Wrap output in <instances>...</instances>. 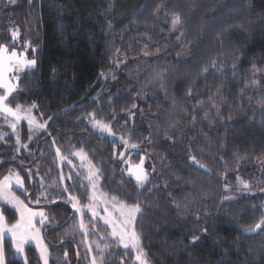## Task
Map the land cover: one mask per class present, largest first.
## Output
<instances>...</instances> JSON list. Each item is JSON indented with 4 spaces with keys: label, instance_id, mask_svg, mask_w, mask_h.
I'll return each mask as SVG.
<instances>
[{
    "label": "trees",
    "instance_id": "trees-1",
    "mask_svg": "<svg viewBox=\"0 0 264 264\" xmlns=\"http://www.w3.org/2000/svg\"><path fill=\"white\" fill-rule=\"evenodd\" d=\"M120 3L18 0L21 41L37 63L19 81L10 106L35 104V116L47 124L42 132L21 124L19 148L0 116V178L17 170L33 200L42 192L55 199L29 204L49 218L43 229L49 264H89L91 254L62 191L75 184L69 192L86 204V178L60 164L57 148L73 162L71 152L84 148L100 169L101 191L129 204L139 194L136 229L149 264H264V232H245L264 216V0H139L106 33L125 13L121 8L130 10ZM177 16L181 23L171 31ZM213 61L220 70L210 67ZM254 77L261 86L250 92ZM89 113L139 146L125 158L139 163L145 157L150 182L144 188L114 155L124 146L93 129ZM70 171L73 179L61 182ZM6 216L16 223L10 208ZM104 229L99 225L88 239L108 245L106 264L122 258L135 264L133 251L101 240ZM193 237H199L195 244ZM3 245L5 264H23L9 240ZM26 257L41 264L33 247Z\"/></svg>",
    "mask_w": 264,
    "mask_h": 264
},
{
    "label": "snow or ice",
    "instance_id": "snow-or-ice-1",
    "mask_svg": "<svg viewBox=\"0 0 264 264\" xmlns=\"http://www.w3.org/2000/svg\"><path fill=\"white\" fill-rule=\"evenodd\" d=\"M8 2L10 4H15L16 0H8ZM29 3H31V0H29ZM180 23L179 17H174L170 30L176 31ZM18 36L19 30H12L13 41H15ZM181 36H183L182 32ZM177 39L179 40L180 36H178ZM150 54L151 53L148 52L144 53L145 56ZM36 63L37 61L35 59H27L24 53H18L15 49L10 50L7 46L0 45V89L4 90L3 94H0V113L6 114V117L10 116L13 118L12 122L9 124V127L13 132L16 131L17 122L20 120L27 121L30 131L33 127L36 129H44L46 127L47 121L44 123H38L36 118L32 115V108L36 107L35 104L29 109L23 110L20 105H16L15 108L10 106L11 101L9 100V97H11L16 91V84L13 81H19L20 79L18 75L14 74L23 69L31 70ZM210 67L220 70V66H218L215 61L211 62ZM204 71L207 72L208 68H205ZM258 83L259 81L257 80L252 81V84L254 85ZM188 94H191V90H189ZM133 107H135V105H133ZM88 119L93 129H97L99 132L106 133L108 136L115 138L116 134L112 131L110 123L97 119L95 113H89ZM193 119H195V116H193ZM3 138L4 136L0 135V139ZM119 141L125 149H138L139 147L135 143H130L129 140L125 139L123 136L119 137ZM17 143H20L19 136H17ZM24 147L27 146L24 145ZM56 155L61 161H67V163L72 165L73 168L76 167L71 159L62 155L60 148L56 149ZM71 155L77 157L81 161V167H84L85 162L89 165L87 176L85 177L87 184L81 182L83 195L87 197L86 204H81L79 198L69 192V188L75 187V184L64 185L62 188L63 192L68 193L66 203L71 204L74 211L80 215L76 230L84 236L85 240L83 243L85 244L87 251L91 253L93 251V243H95H88L87 237L90 233H96L99 231V221H102L105 226V235L101 236V240L108 239L112 243H115L117 247L122 246L125 250L131 249L134 251L135 264H149L147 253L141 243L142 236L136 229V224L139 219L142 218L143 213L139 194L137 200L129 204L118 194H110L101 191L100 185L98 184L99 176L101 174L100 169L91 165V161L88 159V153L84 148L71 152ZM114 155L118 156L120 161L127 166L128 175L135 179L137 188H144L145 184L150 182L149 173L144 169V156L140 157L139 163H132L131 159L125 158L126 152L124 151H114ZM190 159L199 168H204L205 171H208L206 166L201 164L195 156H191ZM152 171L154 172L155 168H153ZM29 174H31L30 170ZM77 175H79V173H77ZM65 179L69 181L73 179L71 171L67 177L61 174V182ZM242 184L245 189L250 187L246 182L242 181ZM14 187L21 190V195H23L25 199H21L20 196L15 194L13 191ZM41 197H43V200L48 203H55V199L51 201L47 200L46 192H42L41 196L36 197L33 200L28 188L25 187L24 179L17 172L9 171L8 175H5L3 179L0 180V264H5L3 241L6 235L10 236V243L16 253H23L25 245L34 241L36 248L39 250L40 258L43 260L44 264H48V248L44 243L43 237L40 234V229L36 227V224L38 222L41 226H44L49 218L44 211L34 210L32 207H29V204H41ZM25 200H27L28 203H26ZM9 207L14 213L19 214V220L11 225H9L8 217L6 216ZM177 207H179V205H177ZM85 212L90 214L87 223L85 222ZM37 218H39L38 221ZM89 225H91V227H89ZM258 230L264 232V216H262L254 226L245 229V232L253 233ZM204 231L206 232L207 229H204ZM198 239L199 237H193L191 243L195 244ZM107 247V244H105L104 248H101L99 243H95L97 255L91 256L90 264H106L105 251ZM64 255L67 257V252H65ZM125 255H127V251ZM24 264H27L26 257ZM120 264H125L123 258L121 259Z\"/></svg>",
    "mask_w": 264,
    "mask_h": 264
},
{
    "label": "rangeland",
    "instance_id": "rangeland-1",
    "mask_svg": "<svg viewBox=\"0 0 264 264\" xmlns=\"http://www.w3.org/2000/svg\"><path fill=\"white\" fill-rule=\"evenodd\" d=\"M115 1V0H113ZM118 1V0H116ZM120 1V0H119ZM119 4V2H115V4ZM139 3V0H121V3L119 6L121 7H125V4L127 7L131 6L130 7V10L129 12H127L128 9H125V8H121V10L123 9V12H125L124 14L120 15L119 18H115L114 20H111V24H108L106 27H105V32L108 33V30H111V28H113L114 26H116V24H118L119 22H121L125 16L127 14H132L134 12V7H136V5ZM116 4V5H117ZM132 4V5H130ZM136 4V5H135ZM101 7H106L105 3L104 2H101L99 4ZM133 9V10H132ZM115 10V9H114ZM18 14H19V8H18V0H16V3L15 4H10L8 2V0H3L1 3H0V45H5L7 46L10 50L11 49H15L18 53H24V55L26 56L27 59H31L29 58L28 56V53L29 51L31 50V46H29V44H24L21 40V31L19 29V26L17 25V17H18ZM115 14L114 11L110 12L107 16L112 18V15ZM18 29L19 30V36L17 37V39L15 41H13L12 39V30H16ZM36 68V65L34 66L33 69L31 70H34ZM31 70H28V69H23V70H19L17 71L14 75H18L20 77L19 81L21 80V78L23 77V75L28 72V71H31ZM11 75V74H10ZM253 80H257V77H254L252 79ZM19 81H13L15 84H16V91L18 89V84H19ZM252 81L250 82V86H249V89H250V92H255L257 91V89L260 88L261 84H260V81L258 84H252ZM16 91L12 94L11 97H9V100L14 96V94L16 93ZM4 90L3 89H0V94H3ZM23 110H27L29 109L30 107H21ZM35 108H32V115L36 118V121L38 123H44L42 122V120H38L37 117L35 116ZM0 116L2 117V119L4 120V123L6 124L7 128H9L10 130V134L13 135L15 137V139L17 140V136H19L18 132H19V127L21 126V124H26L28 125L27 121L26 120H20L17 122V128H16V131L13 132V130L9 127V124L12 122L13 118L8 116L6 117V114L4 113H0ZM29 127V125H28ZM44 129H36L33 127V129L31 131L33 132H42L44 131ZM96 131H98L97 129H95ZM99 132V131H98ZM101 133V132H99ZM103 135L107 136L110 140H117L119 141V137L116 135L115 138L111 137V136H108L106 133H102ZM20 141V139H19ZM18 144V143H17ZM22 144L21 142L18 144V147L21 148ZM131 150H135V149H125L124 152H126V154L131 151ZM76 162V163H75ZM60 164H64L66 166H68V168L72 171H74L76 174L79 173V174H84V178L87 176V169L89 167V165L87 164V162H85V165L84 167H81V161L74 156V162L73 164L76 166L75 168H73L72 165H69L67 163V161H61L60 160ZM145 169V168H144ZM13 172H17V170H13ZM18 173V172H17ZM126 174L128 177H130L128 175V172H127V169H126ZM132 178V180L135 182V179L133 177H130ZM2 178H0V180H2ZM86 183H87V180H85ZM98 184L100 185V182L98 180ZM13 191L15 192V194L17 195V192H20L21 193V190L20 189H17V188H13ZM72 206V205H71ZM79 206V205H78ZM31 207V206H29ZM10 208V207H9ZM33 208V207H32ZM11 209V208H10ZM34 210H42L45 212V214L47 215L46 213V210L44 209H39V208H33ZM12 210V209H11ZM74 210V209H73ZM13 211V210H12ZM75 212V211H74ZM16 216H17V220H19V214L18 213H15ZM75 214L77 215V224H76V228L78 226V223H79V220H80V215L78 213L75 212ZM89 216L90 214L85 212V219H89ZM39 220V218H37V221ZM86 222V220H85ZM10 225V224H9ZM49 225V220L46 222V224L44 226H41L38 222L36 224V227L40 229V234L41 236L43 237V240H44V243L47 245V248H48V264H49V260H50V250H49V246L48 244L46 243V240L44 238V235H43V229L48 227ZM99 225H101L103 228H105V226L103 225V222L102 221H99ZM110 231V230H109ZM76 234L78 235H81L83 237V240H85L84 236L76 230ZM4 240H9L10 241V236L6 235ZM87 242L90 243L88 237H87ZM27 247H33L38 256H39V259H40V263L41 264H44L43 260L40 258V253H39V250L36 248V244L34 241L30 242L29 244L25 245V249H24V252L23 253H16L15 249L13 248V253H14V256L19 259L23 264H24V261H25V257H26V249ZM121 249H123V247L121 246L120 247ZM125 250V249H123ZM131 250V249H129ZM132 251V250H131ZM134 252V251H133ZM135 254V252H134ZM94 255L90 254V258L89 260H91V256ZM27 258V257H26ZM90 262V261H89ZM27 264H28V261H27ZM90 264V263H89Z\"/></svg>",
    "mask_w": 264,
    "mask_h": 264
}]
</instances>
